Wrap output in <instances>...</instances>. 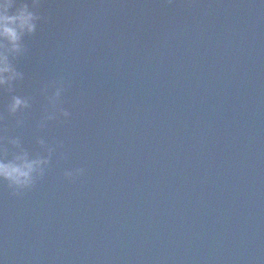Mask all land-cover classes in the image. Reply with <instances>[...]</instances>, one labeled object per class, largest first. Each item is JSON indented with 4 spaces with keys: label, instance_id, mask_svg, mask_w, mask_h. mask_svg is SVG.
<instances>
[{
    "label": "water",
    "instance_id": "95a60500",
    "mask_svg": "<svg viewBox=\"0 0 264 264\" xmlns=\"http://www.w3.org/2000/svg\"><path fill=\"white\" fill-rule=\"evenodd\" d=\"M38 11L46 20L16 61L24 79L0 90V135L30 155L37 139L58 147L30 189L0 182V262L264 264V2ZM61 78L70 117L39 128L42 89ZM13 94L30 101L15 117Z\"/></svg>",
    "mask_w": 264,
    "mask_h": 264
},
{
    "label": "clouds",
    "instance_id": "9594fccd",
    "mask_svg": "<svg viewBox=\"0 0 264 264\" xmlns=\"http://www.w3.org/2000/svg\"><path fill=\"white\" fill-rule=\"evenodd\" d=\"M264 2V0H262ZM42 0H0V90L14 92L16 83L24 79V73L16 67L18 58L26 53L24 40L31 37L36 31L38 24L44 22L46 17L38 11ZM64 80L51 81L42 89L48 107L45 108L37 126L46 128L48 122L60 118L65 120L70 113L63 108L61 97L65 92ZM50 89V91H49ZM30 107L29 98L13 94L10 103L6 105V111L10 116H16ZM0 119L3 116L0 115ZM22 119L15 120V126L21 127ZM37 144L42 149L34 155L22 146L18 136L5 137L0 135V182H5L12 190L11 195L16 196L22 190L30 189L34 183L45 174L50 165L53 154L58 145L48 144L44 139H37ZM11 146L15 151L11 158H7L8 148ZM63 156V153L60 154ZM83 168L66 170L63 175L67 179H75L83 175ZM2 264V262H0Z\"/></svg>",
    "mask_w": 264,
    "mask_h": 264
}]
</instances>
